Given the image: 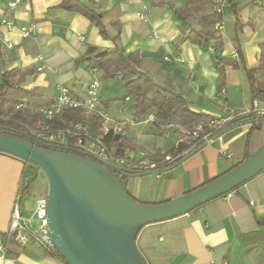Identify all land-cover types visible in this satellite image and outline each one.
Listing matches in <instances>:
<instances>
[{
  "label": "crops",
  "instance_id": "obj_1",
  "mask_svg": "<svg viewBox=\"0 0 264 264\" xmlns=\"http://www.w3.org/2000/svg\"><path fill=\"white\" fill-rule=\"evenodd\" d=\"M82 1L101 19L107 35L88 15L64 8L62 0H21L14 9L0 0V18L12 17L18 26L32 28L24 36L19 27L0 26V72L14 68V82L37 89L24 109L15 110V100L0 101L8 119L16 120L19 111L18 121L42 127L31 124L39 118L36 110L57 94L59 84L82 94L96 75L100 83L116 78L103 79V70L89 65L90 46L100 51L119 47L126 54L138 50L137 69L181 95L196 111L224 115L225 103L248 106L254 90H264V0H228L222 12L224 28L209 41L186 37L189 28L204 27L203 16L197 8L187 7V0ZM142 10L147 19L138 17ZM6 40L13 47H7ZM237 48L242 60L234 63ZM221 86L225 93H220ZM110 99L101 96L100 108L107 112L113 108L118 99L106 104ZM260 101L264 103V98ZM92 113L87 112L88 125L98 133L103 127L93 121ZM125 115L129 120L131 111ZM255 121L256 125L239 123L197 149L187 144L188 149L178 154L170 152L183 140L175 126L162 131L154 121L129 125L119 152L130 151L137 164L154 160L159 172L124 176L126 189L138 200L161 202L212 180L264 144V120ZM160 159L174 163L168 166ZM25 164L20 156L0 151V264H65L32 242L12 241L7 246L3 242ZM136 243L149 264H264V169L187 213L146 224Z\"/></svg>",
  "mask_w": 264,
  "mask_h": 264
},
{
  "label": "water",
  "instance_id": "obj_2",
  "mask_svg": "<svg viewBox=\"0 0 264 264\" xmlns=\"http://www.w3.org/2000/svg\"><path fill=\"white\" fill-rule=\"evenodd\" d=\"M238 125L225 128L216 137ZM74 150L0 127V151L32 161L46 172L48 225L57 250L69 264H149L136 243L146 224L187 213L264 169L263 144L226 172L192 190L161 202H146L128 193L123 178L156 171L123 172Z\"/></svg>",
  "mask_w": 264,
  "mask_h": 264
},
{
  "label": "trees",
  "instance_id": "obj_3",
  "mask_svg": "<svg viewBox=\"0 0 264 264\" xmlns=\"http://www.w3.org/2000/svg\"><path fill=\"white\" fill-rule=\"evenodd\" d=\"M211 2L212 0L186 1L187 7H195L201 13L200 15L203 16L204 24V27L201 29L189 28L186 31L187 38H198V41L202 39L205 41H209L212 38L219 36L218 31L221 29L217 26V23H223L222 12H216L211 9ZM62 6L67 10L80 11L88 15L92 20L97 23L101 33L107 35L105 26L102 24L101 19L98 18L96 14L92 12L91 8L84 1L62 0ZM237 50V56H235L236 59L234 60V63H236V61L239 59L242 60L241 49L237 48ZM99 51L100 50L97 47L90 46L87 52L90 57L87 58V61L89 62V65L91 67H96L103 70V79L120 77L125 81L128 90V95H131L134 99L131 107L130 118L139 120L144 118V116L147 115L149 112H152L154 114L153 121L157 124L159 129L164 131L168 129L170 125H173L178 131H180V133L182 134V138L184 135L183 133L189 134V132L195 130L200 124L206 126L205 131L209 130L207 125L210 120L218 118L217 115L192 109L189 103L181 95L175 93L171 89L159 86L149 76L140 72L137 69V65L140 62V55L138 50L126 54L119 47H116L108 49V51L102 55H97ZM16 72L17 71L14 68L5 70L3 73L0 72V101L2 99H12L13 101L15 100L16 102H18L19 100L23 99H33L36 96V88L29 89L26 87H22L19 83L13 81L15 78L14 76H16ZM260 90L262 89L259 88V92L256 89L254 90V98L259 97L258 94L260 93ZM128 95L125 96V99L129 98ZM115 99L116 98L110 99L105 103L108 104L111 103V101H116ZM0 112L4 114L2 110H0ZM87 112L88 111L86 109L81 107H70L63 112L62 116L59 119H55L53 117L46 116L39 110H36V113H38L39 118H37L35 122H32L31 124H48L52 128L73 127L78 122H84L88 125L89 121L87 120ZM91 112H93L92 114H94L92 115L93 121H97V124L99 125L98 127H100L101 125L103 127L102 116L97 114L95 111ZM15 117L16 120L4 119L0 117V123H7L9 124V126H4L6 128L8 127L7 129L13 132H22L24 134H27L29 139L35 140L32 136H30L31 134L27 131V124H24V121H18L17 117H22L21 114H16ZM115 119L118 121H129L120 120L118 118ZM255 120H252L251 122L254 121V124L256 125ZM129 125L130 123L128 122L126 126L129 127ZM89 129H92L91 131L94 134L103 135L112 150H114L115 152L121 151L120 146L122 143V137L124 136L122 133L114 132L113 130H109L107 133H104L103 128L100 132L96 133L93 131L92 126L89 127ZM210 129L214 130L215 127ZM202 145L203 144H199L197 147H194V149H197ZM186 149L187 144L183 140H180L174 146V148H171V153L178 154L180 151H184ZM74 151L77 152L76 150ZM165 160H167L165 164H167L168 166L174 163L173 160ZM25 161L26 164L22 173V178L19 183L18 196H24L25 194L30 193V188L39 174L40 165L32 161ZM128 193L131 194L129 191ZM12 241H15L13 235L7 234L3 242L7 246V244ZM51 253L61 257L65 264H69L65 257L57 249Z\"/></svg>",
  "mask_w": 264,
  "mask_h": 264
},
{
  "label": "built area",
  "instance_id": "obj_4",
  "mask_svg": "<svg viewBox=\"0 0 264 264\" xmlns=\"http://www.w3.org/2000/svg\"><path fill=\"white\" fill-rule=\"evenodd\" d=\"M9 9H14L21 0H6ZM228 0H212L211 7L216 12H223ZM138 17L147 19L146 10L139 11ZM0 26H7L10 29L17 28L21 30L24 36L30 35L32 28L27 26H18L12 17L0 18ZM217 26L222 29L224 27L222 22H218ZM0 41L2 36L0 34ZM7 47H13V42L6 40ZM213 49V48H212ZM7 56V55H6ZM237 56V53H236ZM42 60V56H38ZM43 66H38L42 69ZM93 69H97L93 67ZM220 93H225V87L220 88ZM128 98V97H127ZM260 98H264V90L260 92V97L254 98L252 103L248 106L237 107L227 106L225 103L224 115L218 116L210 120L207 127L209 130L205 131L206 126L200 124L195 130L189 132L191 146L197 147L199 144L211 142L213 138L219 133L234 124L251 122L258 118L264 117V103H261ZM29 105L26 99L19 100L15 104V109H24ZM101 96L99 93V78H93L87 85L82 94L74 93L67 85L59 84L57 94L52 97L46 104L40 105L38 110L48 117L59 119L63 112L70 107H81L87 111H95L102 116L103 130L107 133L109 130L120 132L125 135L128 131L126 124L130 125L136 123H147L154 120V114L149 112L144 118L136 120L130 118L129 121H118L113 118L106 110L100 108ZM0 117L8 119L5 114L0 112ZM5 126V125H4ZM0 123V127H4ZM27 131L36 141H41L46 144L68 145L75 148L77 153L89 156L93 159L105 161L112 167L129 173H141L144 171L159 172L158 163L154 160L142 161L137 164L133 160L130 151L115 152L112 150L105 140L103 135L94 134L84 122H78L73 127H55L52 128L48 124L42 127L33 128L26 126ZM214 130L210 128H214ZM216 134V135H215ZM75 138L73 143L67 142L68 137ZM230 154V153H229ZM48 193L36 198L35 210L31 215H25L20 209V198L16 199L14 208L12 210L11 220L8 234H12L15 241L20 243L32 242L37 246H41L50 252H54L57 247L51 235L48 225ZM0 245L1 242H0Z\"/></svg>",
  "mask_w": 264,
  "mask_h": 264
},
{
  "label": "rangeland",
  "instance_id": "obj_5",
  "mask_svg": "<svg viewBox=\"0 0 264 264\" xmlns=\"http://www.w3.org/2000/svg\"><path fill=\"white\" fill-rule=\"evenodd\" d=\"M97 77H99V76L96 75V77H94V78H97ZM100 85L102 86L101 96H102V99L104 101H106L109 97H113V98L118 99V102L114 106H112L113 108L108 110V113L118 115L122 120H126V118L124 116H126L125 114H127L129 111H131V107H132V103H133L134 99L132 98L131 95H128V90H127L125 81L122 80L120 77H116L113 80H109V79L108 80H101V83L99 80V87H100ZM108 93H111V96H108ZM126 95L129 96L128 99H125ZM119 109H121V110H119ZM0 110L5 112V110L2 109L1 107H0ZM15 110H17V109H15ZM16 114H20V112L17 111ZM1 125L9 126V124H7V123H1ZM183 134H184L183 135V141L186 144H188L189 147H192V146H190L191 145V143H190L191 137H189V134L188 133H183ZM180 135H182V134L180 133ZM156 136L157 137L161 136V138L164 139V137H162V135L159 134L158 132L156 133ZM168 138L169 137H166V139H168ZM73 141H74V139L71 136L69 138V143H73ZM149 144L151 147H153V144H151V143H149ZM160 160H162L161 164H165L167 161L165 159H160ZM48 192H49L48 176H47L46 172L44 171V169L40 166L38 177L35 180V182L32 184V186L30 188V193L25 194L24 196H20V206L22 207L24 213L26 215L33 214V212L35 210L36 198L39 196L45 195Z\"/></svg>",
  "mask_w": 264,
  "mask_h": 264
}]
</instances>
